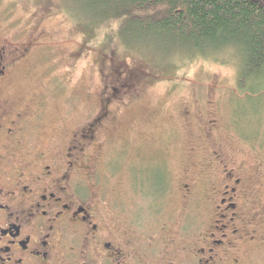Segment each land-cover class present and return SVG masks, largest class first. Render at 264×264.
<instances>
[{"label": "rangeland", "instance_id": "obj_1", "mask_svg": "<svg viewBox=\"0 0 264 264\" xmlns=\"http://www.w3.org/2000/svg\"><path fill=\"white\" fill-rule=\"evenodd\" d=\"M72 2L0 0V39L16 45L38 37L37 47L10 70L5 94L19 106L37 105L51 134L63 120L68 135L94 117L107 95L102 58L112 55L143 69L133 97L110 107L90 150L93 161L86 159L83 169L86 182L112 209L119 232L126 222L137 235L197 230L205 196L193 188L199 179L207 181L200 173L213 152L243 165L254 188L264 190V89L237 90L238 65L226 55L221 61L186 57L155 41L146 42L148 51L120 39V20L79 23ZM164 222L170 223L167 230ZM151 245L163 257V241ZM238 255L242 264H264V244L241 242Z\"/></svg>", "mask_w": 264, "mask_h": 264}, {"label": "flooded vegetation", "instance_id": "obj_2", "mask_svg": "<svg viewBox=\"0 0 264 264\" xmlns=\"http://www.w3.org/2000/svg\"><path fill=\"white\" fill-rule=\"evenodd\" d=\"M33 38L16 45L0 39V264H242L241 242L264 244V190L243 165L215 152L200 173L207 181L193 188L205 196L197 230L137 235L126 222L119 232L83 169L110 107L133 97L143 70L104 55L107 95L94 117L68 135L57 121L51 134L37 105L19 108L6 96L10 70L37 47ZM154 239L163 241V257L154 254Z\"/></svg>", "mask_w": 264, "mask_h": 264}, {"label": "trees", "instance_id": "obj_3", "mask_svg": "<svg viewBox=\"0 0 264 264\" xmlns=\"http://www.w3.org/2000/svg\"><path fill=\"white\" fill-rule=\"evenodd\" d=\"M71 4L77 22L120 20V39L148 51L152 47L146 42L155 41L163 49L186 52V57L199 54L221 61L227 58L220 55H226L238 65L237 90L264 89V0H73ZM161 176L154 178L157 186Z\"/></svg>", "mask_w": 264, "mask_h": 264}]
</instances>
